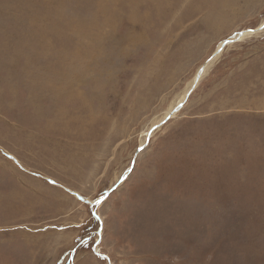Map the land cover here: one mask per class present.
<instances>
[{"label":"rangeland","instance_id":"374dc122","mask_svg":"<svg viewBox=\"0 0 264 264\" xmlns=\"http://www.w3.org/2000/svg\"><path fill=\"white\" fill-rule=\"evenodd\" d=\"M117 1L135 35L49 128L28 82L95 58V0H0V264H264V0Z\"/></svg>","mask_w":264,"mask_h":264},{"label":"bare ground","instance_id":"6f19581e","mask_svg":"<svg viewBox=\"0 0 264 264\" xmlns=\"http://www.w3.org/2000/svg\"><path fill=\"white\" fill-rule=\"evenodd\" d=\"M156 1H160V0H156ZM94 4L95 5H94V9L92 10L93 11L92 18L96 24L95 29L91 32V31H89L88 26L82 25L85 23H82V24L80 23L78 25V29L80 31V33H78V34H80L81 36L86 35L87 37H89V42H88L87 46L86 47L83 46V48L81 47V51L84 52V55H87L90 57H95V58L88 59V66L89 67L85 66L86 61L84 62V60L82 58H57V59L51 61L50 63L44 64V68L47 67L50 69L49 72H46L44 74V78H41L38 76H33L32 82H28V84H29L28 94H29V102H30L29 104L36 106V110L33 112V117L43 119L46 122L47 126H49V128L52 127L55 120H61L64 118V115H65L64 105H70L72 103V101L74 100L73 98H74L76 92L78 91V88L76 87L77 83L79 81L82 83L85 81H88L86 79L87 78V75H86L87 72L85 73L84 69H86V68L91 69L92 68L95 70L98 69V70H104L105 72H108V71L111 72L116 64L113 61V63L115 65L113 67H110L111 64L108 61L109 60L108 58H115L116 56L121 55L122 51L125 50V49H123L124 44L126 46L125 42L128 40L130 41L131 35H133V36L135 35L134 32L136 31V29H131L129 32H127L126 34H122L121 36H118L114 31L109 30V29H108V32L106 31L107 34L101 33L100 31L103 32L104 28H106V27L109 28L108 23H110V21H111L110 17L113 16V14L111 12V7H113L114 13H115L117 8H118V6H117L118 1L117 0H95ZM108 16H109V18H108ZM142 25H144V24H141V26H140L142 30H146L148 28V27H144L145 25L144 26H142ZM111 26H112V24H111ZM135 26H137V25H135ZM261 26L264 27V22L261 24ZM259 28H261V27H259ZM137 32H139V31H137ZM140 32H141V30H140ZM142 33H143V31H142ZM247 33L248 32H245V31L241 32V34L239 36L236 35L234 38L237 37V38L241 39V37H243ZM234 38L232 37V38H229L228 40H232ZM127 43H129V42H127ZM224 44H225V40H223L222 43L218 46L215 53H213V56L209 57L207 59L208 61L205 62V64L202 67H200L198 69V71L195 72V74L193 75V78L191 80H189L185 89L178 94L176 99L167 107V109L165 110L163 115L159 116V117H157V119L153 120L151 127L160 124L170 114H171L170 118H175L177 116L176 113L178 112L179 108H181V106H180L181 103H183L185 100H187V98H188L187 96L189 94H191L194 91V89H196V87L200 83V81H201L202 77L204 76L205 72L207 71V69L213 64L215 59L218 57V55L220 54V52L224 48ZM218 51H220V52L218 53ZM102 55L104 56V58L108 59V60L106 59V61L104 60V62L106 64L105 65L106 69L103 67L104 65L102 66V64L104 62L101 64L100 60L96 59V57L98 58L99 56H102ZM69 60H71V61L68 62ZM83 63H85V65H84L85 67L82 66ZM89 73H91V72H89ZM98 76H95V78L92 77V79L94 80L92 82V85L97 83L98 86H100L99 85L100 80H99V78H97ZM198 76H201L200 79H198ZM107 77H108V75H107ZM100 78H102V76ZM78 85H80V84H78ZM93 92L94 91H88V93H85V94H89V96L82 97L80 99V101L81 102L85 101V103H86L88 100H91L93 95H94ZM76 95L78 96L80 94H76ZM75 104H76V102H75ZM99 199H97V200H99ZM92 203L93 202H91V204ZM97 205H99V204H97ZM110 263L113 264L112 261H110Z\"/></svg>","mask_w":264,"mask_h":264},{"label":"water","instance_id":"95a60500","mask_svg":"<svg viewBox=\"0 0 264 264\" xmlns=\"http://www.w3.org/2000/svg\"><path fill=\"white\" fill-rule=\"evenodd\" d=\"M262 28V27H261ZM261 28H259V29H261ZM228 42H230V41H228V40H225V44H224V46L228 43ZM220 51H218V53H219ZM200 77L201 76H198V79H200ZM180 106H182V104L180 105ZM151 132H153V130L151 131ZM107 197V194L105 195V196H103V197H101V199H99V200H97V201H95V202H93L91 205H92V207L93 206H96L97 204H99L102 200H104L105 198ZM93 215L95 216V218H96V220H98L99 222H100V216H99V214L97 213V211H94L93 210ZM102 224V223H101ZM98 234H99V239H97L96 240V244H98L99 243V241H100V237L102 236V226L100 225V227L98 228Z\"/></svg>","mask_w":264,"mask_h":264}]
</instances>
